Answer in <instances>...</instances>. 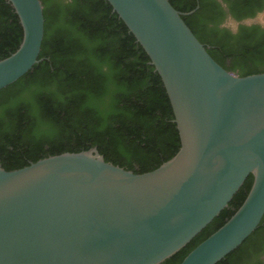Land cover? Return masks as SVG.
Listing matches in <instances>:
<instances>
[{"label": "water", "instance_id": "water-1", "mask_svg": "<svg viewBox=\"0 0 264 264\" xmlns=\"http://www.w3.org/2000/svg\"><path fill=\"white\" fill-rule=\"evenodd\" d=\"M6 1L21 39L0 59V89L38 61L43 35L40 0ZM106 1L158 74L179 147L142 173L86 158V150L0 165V264H157L251 174L240 205L178 263L214 264L264 212V72L220 66L167 0Z\"/></svg>", "mask_w": 264, "mask_h": 264}, {"label": "trees", "instance_id": "trees-1", "mask_svg": "<svg viewBox=\"0 0 264 264\" xmlns=\"http://www.w3.org/2000/svg\"><path fill=\"white\" fill-rule=\"evenodd\" d=\"M167 1L181 13L196 6V3L185 7L175 0ZM40 2L43 35L38 61L17 80L0 89L1 167L16 169L42 157L90 147L98 149L104 161L134 173L149 171L170 158L179 147V138L167 95L148 56L108 2L71 0L64 8L59 6L61 0ZM199 8L197 5L190 14L180 17L206 52L222 66L229 54H220L221 47L202 40L190 24L191 15ZM20 39L21 27L16 14L6 0H0V59L11 53ZM257 45L260 46L245 45L242 49V56L254 55L249 64L238 66L231 59L225 69H237L240 76L264 72V68H256L264 64V41ZM90 55L107 57L114 69L113 79L125 88L117 93L115 104L109 105L106 118L86 103L89 93L98 95L105 84L90 64ZM33 83L40 90L32 97L34 103H26L20 99L21 93ZM13 101H17L15 107L9 106ZM33 111L54 126V136L35 139L31 135ZM251 182L252 175L248 174L227 205L159 264H178L235 211ZM256 235L264 237V212L256 228L214 264H233L236 253Z\"/></svg>", "mask_w": 264, "mask_h": 264}, {"label": "flooded vegetation", "instance_id": "flooded-vegetation-1", "mask_svg": "<svg viewBox=\"0 0 264 264\" xmlns=\"http://www.w3.org/2000/svg\"><path fill=\"white\" fill-rule=\"evenodd\" d=\"M175 2L185 7L196 3L194 8L182 14H190L197 5L200 6L199 11L191 15L190 24L202 40L218 44L222 50L220 54H229L222 64L223 68L231 59L238 66H246L254 55L251 54L248 58L246 55L242 56V49L246 47L245 45L257 48L260 46L257 44L264 41V29L259 27H241L237 36H232L228 32L221 33L212 27L220 18L228 15L237 21H247L257 12L264 11V0H223L225 8L220 6L221 0H175ZM261 4H263L262 8L256 11ZM215 55L219 58L218 54L215 53ZM214 60L218 62L216 57ZM256 68L261 70L264 64ZM232 72L237 74L238 71L235 69ZM233 264H264V237L256 235L251 242L242 246L236 253Z\"/></svg>", "mask_w": 264, "mask_h": 264}, {"label": "clouds", "instance_id": "clouds-1", "mask_svg": "<svg viewBox=\"0 0 264 264\" xmlns=\"http://www.w3.org/2000/svg\"><path fill=\"white\" fill-rule=\"evenodd\" d=\"M71 3V0H61L59 6L64 8ZM222 8H225L226 5L221 0ZM217 31L223 33L228 32L232 36L239 35L240 28H252L259 27L264 29V11L257 12L253 17L249 18L247 21H237L232 16L228 15L220 18L214 25H212ZM89 62L94 68L97 75H100L104 78L105 84L103 90L97 95L93 93H89L87 106L91 107L96 111V113L106 118L109 114V105L115 104V97L117 93L125 91L123 85H118L116 81L113 79L114 77V69L112 67L111 61L107 57L99 56V55H90ZM40 90L39 85L36 83L30 84L27 88L21 93L20 99H23L26 103H34L32 97ZM17 101H13L11 103V107H15ZM33 126L31 129V135L35 139H40L41 137H52L56 134V130L54 126L50 123L43 121L39 113L33 111ZM123 152V149H121ZM83 156L86 158L102 161L103 156L99 152L98 149L92 148L90 150H86L81 152ZM126 156L127 153H124ZM162 261V260H161ZM160 261L157 262L159 264Z\"/></svg>", "mask_w": 264, "mask_h": 264}]
</instances>
